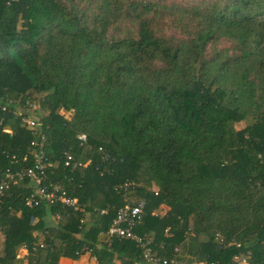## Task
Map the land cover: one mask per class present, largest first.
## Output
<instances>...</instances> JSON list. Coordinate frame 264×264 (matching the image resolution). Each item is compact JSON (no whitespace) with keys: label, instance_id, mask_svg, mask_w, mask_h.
Returning a JSON list of instances; mask_svg holds the SVG:
<instances>
[{"label":"trees","instance_id":"1","mask_svg":"<svg viewBox=\"0 0 264 264\" xmlns=\"http://www.w3.org/2000/svg\"><path fill=\"white\" fill-rule=\"evenodd\" d=\"M25 100L45 112L35 131L15 113ZM40 124L47 179L106 211L78 225L59 203L24 206L28 182L12 184L0 264H57L82 245L93 264H133L131 240L95 245L124 203L123 181L124 195L145 200L133 232L151 234L158 256L229 264L246 249L264 264V0H0V162L2 151L20 157ZM65 153L82 164L63 167Z\"/></svg>","mask_w":264,"mask_h":264},{"label":"built area","instance_id":"2","mask_svg":"<svg viewBox=\"0 0 264 264\" xmlns=\"http://www.w3.org/2000/svg\"><path fill=\"white\" fill-rule=\"evenodd\" d=\"M15 0H4L5 4L13 2ZM7 102H10L7 100ZM4 109V105L1 106ZM41 110L32 101L25 100L22 105L21 112H15L19 115L21 124L31 131H35L39 125L37 121V115ZM65 114L64 111H60ZM44 115V114H42ZM40 132H38V139H31L28 142L26 149L21 153L20 157L9 154L6 151H2V158L8 161L7 164L0 162V202L4 192L17 182L26 180L29 184V190L22 196V203L26 207H39L42 204H54L59 203L62 206L71 208L80 213L77 218L78 225H82L88 220L90 213L103 214L106 211L104 207L89 206L84 208L76 203L74 197H69L61 183L58 181H50L47 179V173L50 172L49 168L52 166V162L49 161L42 150V142L44 139V133L40 124ZM75 139L78 144H86V138L83 133H77ZM100 157L102 159H108L109 156L102 152L100 147H97ZM30 158V162L25 164V160ZM111 161L113 158H110ZM11 164H13L11 166ZM82 164L81 161L73 159L70 154L65 153L62 158V166L69 167L70 169L76 168ZM131 182L123 181L117 184L119 190L123 192L124 203L117 206L114 209L113 216L111 217L106 229L100 232L104 235L105 241H109L113 237L126 238L131 240L137 247V256L133 264H180L171 259L158 256L152 248V236L151 234H136L133 232V227L140 221L141 214L145 205V200L140 197H131L124 195L127 192ZM164 211L159 209L153 210V214L160 215ZM53 218H56L57 214L54 213ZM164 228V232H166ZM213 241H215L221 247L235 246L239 247V243L232 239L224 240V238L218 233L213 234ZM35 243H32L30 248L32 249ZM19 250H25V245L19 246ZM85 253L90 256L91 260L95 261L94 256L91 254V247L82 245L80 250H74L73 254L78 257L80 254ZM248 251L246 249L238 250L230 258L229 264H249ZM192 264H215L214 262H197Z\"/></svg>","mask_w":264,"mask_h":264},{"label":"crops","instance_id":"3","mask_svg":"<svg viewBox=\"0 0 264 264\" xmlns=\"http://www.w3.org/2000/svg\"><path fill=\"white\" fill-rule=\"evenodd\" d=\"M161 212L165 210V206L160 205L158 208ZM105 242L104 235L102 233H98L96 236V246H100L101 243ZM0 247H1V235H0ZM25 258H21V262L23 263ZM57 264H93L94 261L91 260L90 256L88 257L87 254L82 253L78 257L69 258L66 256H58ZM112 264H120V261L117 258L113 259Z\"/></svg>","mask_w":264,"mask_h":264},{"label":"rangeland","instance_id":"4","mask_svg":"<svg viewBox=\"0 0 264 264\" xmlns=\"http://www.w3.org/2000/svg\"><path fill=\"white\" fill-rule=\"evenodd\" d=\"M169 1H173V2H176V3L186 4V3H189L190 1H195V0H164V2H166V3L169 2ZM166 31H172V28H171V27H169V28L166 27ZM216 45H217L218 47H220V46H225V45H227V43H226L225 41H223V40H220V41L217 42ZM39 113H40L41 115H42V114H45V112L42 111V110H39ZM242 124H243L242 122H238V123H235L234 126H235L236 128H238V127L242 126ZM150 189L154 190L155 188H154L153 186H151Z\"/></svg>","mask_w":264,"mask_h":264}]
</instances>
